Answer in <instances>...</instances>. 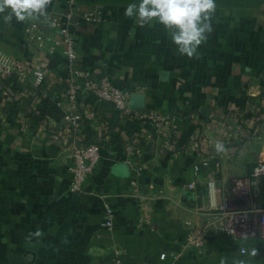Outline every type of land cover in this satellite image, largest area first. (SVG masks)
<instances>
[{"label": "crops", "instance_id": "1", "mask_svg": "<svg viewBox=\"0 0 264 264\" xmlns=\"http://www.w3.org/2000/svg\"><path fill=\"white\" fill-rule=\"evenodd\" d=\"M262 5L217 9L199 59L178 55L162 25L154 21L140 27L124 15L126 7H82H100L104 17L76 28L81 65L121 88L140 89L129 101L130 110L166 115L178 130L168 148L151 125L82 95L86 108L77 139L99 143L103 150L95 173L77 193L69 189L65 153L74 138L63 101L65 59L60 51L49 55L30 45L25 21L13 17L5 23L0 15V51L24 58L45 76L40 87L31 80L16 89L0 85V264H232L246 247L240 240L209 230L200 255L186 242L190 229L209 221L205 203L186 187L193 166L215 154L218 130L212 113L220 116L222 132H231L216 175L219 187L246 176L259 153L248 142L257 117L241 107L246 109L247 98L264 95ZM63 6L64 0H52L48 11ZM203 107L211 109L208 119L201 116ZM111 133L140 138L134 143L138 151L127 155V140L115 142ZM206 173L203 168L197 177L200 189ZM106 204L115 215L111 230L102 225ZM37 230L43 234L29 237ZM252 248L258 250L256 257L240 256L264 264V250L255 243L248 252ZM161 253H174L176 260L161 261Z\"/></svg>", "mask_w": 264, "mask_h": 264}, {"label": "built area", "instance_id": "2", "mask_svg": "<svg viewBox=\"0 0 264 264\" xmlns=\"http://www.w3.org/2000/svg\"><path fill=\"white\" fill-rule=\"evenodd\" d=\"M104 13L100 7L83 10L77 0H64L61 10L48 11V18L36 17L34 20H24L27 24L25 34L27 41L36 50L49 55L60 51L65 59V73L62 78L63 101L69 108L67 115V128L73 135L71 141L66 143L65 153L70 162V192H80L82 187L93 176L102 159L103 147L99 143H86L77 139L82 129L81 96L88 95L96 101L104 102L116 110L130 117L134 121L151 125L154 136L161 140L164 146L173 147L175 133L178 130L177 122L155 111L132 112L128 106L130 97L140 91L137 87L121 88L107 75H96L92 70L82 66L79 62L78 45L76 41V28L84 23L100 22ZM31 80L35 87H40L44 81V74L32 69L30 64L22 57L0 51V85L16 89ZM57 106L61 105L58 101ZM246 109L251 115L256 110L255 105L246 103ZM253 110V111H252ZM94 116L93 112H90ZM258 122L253 126L250 140L261 147L250 171L244 177L235 179L228 188L219 187L216 179L220 161L228 153H217L210 157L200 159L193 166V180L187 184V190L194 199L205 203L203 206L209 213V221L197 229H190L186 242L197 250L200 255L204 248V237L210 232L224 235L228 238L240 240L246 247L239 250L241 256H246L249 246L256 243L260 247L264 242V105L256 114ZM212 126L216 132L217 142H221L229 149L226 138L231 132H222L223 123L218 113H212ZM153 137V136H152ZM195 138L191 140L194 142ZM193 144V143H192ZM123 151L133 154L134 148L125 143ZM203 168L207 169L206 184L203 189L197 186V177ZM103 226L111 230L114 226L115 215L110 205L104 206ZM143 219L149 223V213L144 212ZM209 231V232H208ZM161 261L176 260L174 253H161ZM114 264H126L115 260Z\"/></svg>", "mask_w": 264, "mask_h": 264}, {"label": "clouds", "instance_id": "3", "mask_svg": "<svg viewBox=\"0 0 264 264\" xmlns=\"http://www.w3.org/2000/svg\"><path fill=\"white\" fill-rule=\"evenodd\" d=\"M51 3L52 0H0V15H3L5 23H10L13 17L17 21L33 17L48 18ZM216 12V0H138L126 6L124 15L137 19L140 27L151 25L154 21L159 23L169 34L178 55L199 59L198 49L214 31L213 18ZM215 149L217 153L226 151L219 141ZM42 234L37 230L29 233V237ZM257 255L256 248L247 253V257ZM232 264H250V261L236 254Z\"/></svg>", "mask_w": 264, "mask_h": 264}, {"label": "trees", "instance_id": "4", "mask_svg": "<svg viewBox=\"0 0 264 264\" xmlns=\"http://www.w3.org/2000/svg\"><path fill=\"white\" fill-rule=\"evenodd\" d=\"M80 6L85 7H96V6H108V7H126L129 3L138 2V0H77ZM217 9H234V10H241V9H255L260 7L264 4V0H216ZM249 104L255 105L256 110L254 109L252 116L256 115L262 105H264V95H260L258 97L247 98ZM241 111H248L243 106L241 107ZM258 120V118H257ZM259 121V120H258ZM247 121H243V128L247 132L246 126ZM248 134L252 133L248 131ZM247 134V133H246ZM110 138L115 142L119 141L120 139H126L125 143L131 144L134 148L135 152L138 151V146L134 145L135 141L140 138H132L128 136H124L120 133L114 134L111 133ZM123 137V138H122ZM162 142V141H161ZM136 144V143H135Z\"/></svg>", "mask_w": 264, "mask_h": 264}, {"label": "water", "instance_id": "5", "mask_svg": "<svg viewBox=\"0 0 264 264\" xmlns=\"http://www.w3.org/2000/svg\"><path fill=\"white\" fill-rule=\"evenodd\" d=\"M262 9H264V4L262 5ZM135 94H132L131 97H130V100L132 99V97L134 96ZM130 103V102H129ZM129 103H128V106H129ZM130 108V107H129ZM200 113H201V116L204 118V119H208L209 116H210V113H211V109L208 108V107H203L200 109Z\"/></svg>", "mask_w": 264, "mask_h": 264}, {"label": "rangeland", "instance_id": "6", "mask_svg": "<svg viewBox=\"0 0 264 264\" xmlns=\"http://www.w3.org/2000/svg\"><path fill=\"white\" fill-rule=\"evenodd\" d=\"M259 148V152L261 150V147L259 145H256ZM258 150V149H257ZM260 247L262 248V250H264V242L261 243Z\"/></svg>", "mask_w": 264, "mask_h": 264}]
</instances>
